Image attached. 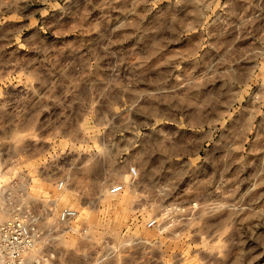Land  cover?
Instances as JSON below:
<instances>
[{
    "label": "clouds",
    "instance_id": "1",
    "mask_svg": "<svg viewBox=\"0 0 264 264\" xmlns=\"http://www.w3.org/2000/svg\"><path fill=\"white\" fill-rule=\"evenodd\" d=\"M0 264H264V0H0Z\"/></svg>",
    "mask_w": 264,
    "mask_h": 264
},
{
    "label": "rangeland",
    "instance_id": "2",
    "mask_svg": "<svg viewBox=\"0 0 264 264\" xmlns=\"http://www.w3.org/2000/svg\"><path fill=\"white\" fill-rule=\"evenodd\" d=\"M71 5L69 6V9L71 10ZM59 16V13H54L51 17H49L50 20L56 19Z\"/></svg>",
    "mask_w": 264,
    "mask_h": 264
}]
</instances>
